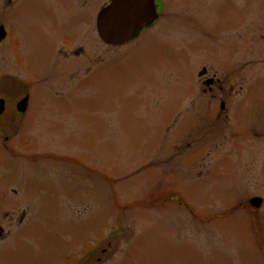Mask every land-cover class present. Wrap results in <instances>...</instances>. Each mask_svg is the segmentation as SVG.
<instances>
[{"label": "rangeland", "instance_id": "rangeland-1", "mask_svg": "<svg viewBox=\"0 0 264 264\" xmlns=\"http://www.w3.org/2000/svg\"><path fill=\"white\" fill-rule=\"evenodd\" d=\"M161 2L107 48L109 0H0V94L32 100L0 140V264H264V0Z\"/></svg>", "mask_w": 264, "mask_h": 264}, {"label": "flooded vegetation", "instance_id": "flooded-vegetation-1", "mask_svg": "<svg viewBox=\"0 0 264 264\" xmlns=\"http://www.w3.org/2000/svg\"><path fill=\"white\" fill-rule=\"evenodd\" d=\"M110 5H111V0H109V3L106 6H104L101 9V11ZM160 7L161 8L163 7L162 3H160L159 8ZM101 11H100V13H101ZM98 17H99V15H98ZM98 17L96 20V32L97 33H98V30H97ZM153 25L150 27H147V28L149 29V28L153 27ZM0 27H3L5 32H6V39L3 40L2 43H0V45H2L3 43L6 42L7 38H10V35H9V32H7L5 26L2 25ZM147 28L143 29L140 36L129 44H132L133 42H136L138 39H140L143 32L145 30H147ZM100 41L107 48H122V47L129 45V44H127V45L122 46V47H113V46L105 44L101 39H100ZM66 43H71V42H64L63 45L60 46L59 51L62 50L64 52H74L76 54L74 56H77V57H80V56L86 54V52L88 53L86 46L75 45L74 47H72V44L67 45ZM12 47H13V50H15L18 47V44L15 42V40H13V46ZM92 54L94 56V53H92ZM17 71H20V70H17ZM63 71H66L65 73L68 72L67 74H69V75H71V74L75 75L74 73H76L77 71H80V70H62V72ZM222 76L223 77H219L217 74L211 75V74H209L208 70H205V69L202 70L199 73V78H200V81L204 87L203 92L204 93H211V94L221 93V94H224L223 97L226 94L231 96L233 93H235L236 92L235 87L238 86V82H240L239 79H237L236 76L232 75V74H227V75L223 74ZM6 90H4L3 94H0V101L1 100L5 101V112L0 117V140H4V147L5 148H7L10 151H13L10 148L9 143L11 142L14 135H13V133H9V130H8V132H5V131H7L8 128H10V131H12L11 130L12 126H13L12 124L18 118H19V120H18L19 126H16V132H17V130H20L22 128V126L25 124V120L28 116L32 100H31V94H30L29 88L26 89V88H23L21 86V90H19L16 86L15 88H13V87L10 88V90L8 92ZM17 93H18V95H17ZM237 93H238V91H237ZM221 105H223L222 109H224L225 108L224 99H221ZM3 120H4V122H3ZM24 219H25V214L21 218L20 223H22V221ZM0 238H2V239L6 238V234L2 228H0ZM99 261H101V260H99Z\"/></svg>", "mask_w": 264, "mask_h": 264}, {"label": "water", "instance_id": "water-1", "mask_svg": "<svg viewBox=\"0 0 264 264\" xmlns=\"http://www.w3.org/2000/svg\"><path fill=\"white\" fill-rule=\"evenodd\" d=\"M156 0H111V5L99 14L97 29L101 40L110 46H125L137 39L143 29L152 26L159 18ZM6 32L0 27V43ZM5 112V101H0V117ZM263 199L254 198L250 206L259 210Z\"/></svg>", "mask_w": 264, "mask_h": 264}]
</instances>
